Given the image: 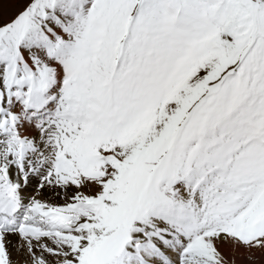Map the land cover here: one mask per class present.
I'll return each mask as SVG.
<instances>
[{"label":"snow or ice","instance_id":"snow-or-ice-1","mask_svg":"<svg viewBox=\"0 0 264 264\" xmlns=\"http://www.w3.org/2000/svg\"><path fill=\"white\" fill-rule=\"evenodd\" d=\"M238 257L264 264V0H0V264Z\"/></svg>","mask_w":264,"mask_h":264},{"label":"bare ground","instance_id":"bare-ground-1","mask_svg":"<svg viewBox=\"0 0 264 264\" xmlns=\"http://www.w3.org/2000/svg\"><path fill=\"white\" fill-rule=\"evenodd\" d=\"M226 255H229L227 251H225ZM238 264H247V261L243 257H238Z\"/></svg>","mask_w":264,"mask_h":264},{"label":"rangeland","instance_id":"rangeland-1","mask_svg":"<svg viewBox=\"0 0 264 264\" xmlns=\"http://www.w3.org/2000/svg\"><path fill=\"white\" fill-rule=\"evenodd\" d=\"M244 258V257H243Z\"/></svg>","mask_w":264,"mask_h":264}]
</instances>
